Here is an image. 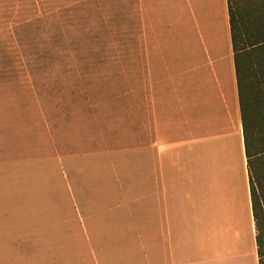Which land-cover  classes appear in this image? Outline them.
I'll use <instances>...</instances> for the list:
<instances>
[{"label": "crops", "instance_id": "0c3cea01", "mask_svg": "<svg viewBox=\"0 0 264 264\" xmlns=\"http://www.w3.org/2000/svg\"><path fill=\"white\" fill-rule=\"evenodd\" d=\"M138 10L171 11L172 33L143 37L139 89L114 118L124 131L93 148V264H259L227 0ZM52 13V0H0V87L19 99L25 77L44 127L22 136L12 111L0 134V264L70 261L68 131L42 109Z\"/></svg>", "mask_w": 264, "mask_h": 264}, {"label": "rangeland", "instance_id": "374dc122", "mask_svg": "<svg viewBox=\"0 0 264 264\" xmlns=\"http://www.w3.org/2000/svg\"><path fill=\"white\" fill-rule=\"evenodd\" d=\"M134 6L135 0H52V22L47 29L51 89L47 88V107L43 101L42 109L51 121L54 135L60 139V130L68 131L69 264H77L78 250L84 251L82 264H93L89 225L93 223V212L98 210L90 202L93 148L98 145L101 133L107 139L124 131L123 120L114 118H123L131 86L139 89L145 63L142 54L148 46L143 37L172 33L171 11L141 12L134 11ZM2 79L5 88L0 87V134L9 128L7 117L12 111L19 118L14 120L18 125L15 132L28 136L34 125L37 130L40 125L44 131L38 101L26 78L19 99L17 95L15 99L12 97L7 77ZM78 174L89 180H79ZM86 230L89 235L83 237Z\"/></svg>", "mask_w": 264, "mask_h": 264}, {"label": "trees", "instance_id": "16d2710c", "mask_svg": "<svg viewBox=\"0 0 264 264\" xmlns=\"http://www.w3.org/2000/svg\"><path fill=\"white\" fill-rule=\"evenodd\" d=\"M227 6L257 252L264 264V0H227Z\"/></svg>", "mask_w": 264, "mask_h": 264}]
</instances>
